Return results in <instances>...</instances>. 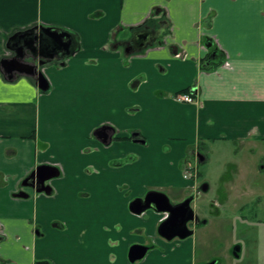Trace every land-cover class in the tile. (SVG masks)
<instances>
[{
	"label": "crops",
	"instance_id": "0c3cea01",
	"mask_svg": "<svg viewBox=\"0 0 264 264\" xmlns=\"http://www.w3.org/2000/svg\"><path fill=\"white\" fill-rule=\"evenodd\" d=\"M42 24L70 31L77 47L41 68L46 92L0 71V264L198 263L195 231L210 221L192 203L197 229L168 242L156 235L164 214H134L130 203L151 190L174 202L211 191L200 172L183 177L195 151L200 162L216 144L264 154V0H0V60L13 33ZM144 24L159 37L127 52ZM191 88L195 102L175 99ZM42 164L61 172L48 182L54 194L15 196ZM256 171L250 178L233 162L214 201L260 232L227 245L225 258L234 245L244 256L236 264H264L262 162ZM78 190L88 197L65 201ZM135 244L148 251L134 263Z\"/></svg>",
	"mask_w": 264,
	"mask_h": 264
},
{
	"label": "water",
	"instance_id": "95a60500",
	"mask_svg": "<svg viewBox=\"0 0 264 264\" xmlns=\"http://www.w3.org/2000/svg\"><path fill=\"white\" fill-rule=\"evenodd\" d=\"M154 35L151 29L136 30L131 34L126 43L132 42L133 49L143 50L157 40L160 30ZM161 43V41H158ZM77 47V40L73 33L50 25H34L27 29L19 30L13 33L6 42V48L11 51L10 56L3 57L0 60V71L5 79L14 81L22 76L31 77L35 80L38 88L46 92L49 89V82L42 72L43 66L52 59L67 58L74 53ZM64 48L66 52L62 57L56 58V54ZM129 52L130 50H127ZM100 129H111L113 127L104 125ZM108 139L109 135L105 134ZM105 142V141H104ZM200 156V161L204 157ZM57 167L48 164L37 166L21 183L22 187L29 186L38 193L51 192L49 181L58 177ZM41 185L40 187H37ZM17 197H28V193L20 191L15 194ZM189 197L185 201L173 204L167 194L157 190L149 191L144 197L135 198L130 203V210L133 213L141 214L147 209H154L160 213H169V217L160 223L158 232L166 238L171 239L175 235L185 238L190 235L187 227V221L194 219ZM175 225L182 227L183 232H172L171 228ZM147 247L140 244L133 245L129 250V260L135 262L144 257Z\"/></svg>",
	"mask_w": 264,
	"mask_h": 264
},
{
	"label": "rangeland",
	"instance_id": "374dc122",
	"mask_svg": "<svg viewBox=\"0 0 264 264\" xmlns=\"http://www.w3.org/2000/svg\"><path fill=\"white\" fill-rule=\"evenodd\" d=\"M260 148L261 147H256L254 151L249 150L248 148L244 151H240L238 155H236V149L233 150L232 147H229V144L222 146L216 144L213 146L212 152L208 153L209 159L204 162H200L199 166H197V171L198 173L200 172V177L203 178L201 179V185L204 183L203 181L207 179L210 181L212 186L211 191L207 193L201 191L202 193L198 196L197 193L193 192L194 196L196 195L194 201L192 202L194 210L201 220L210 221V223L208 224L199 225V230H196L197 225H194L196 230L195 237L197 260L203 259L212 261L217 259L218 261H221V264H236V258H234V256H232L231 254L229 258L225 259L224 255L227 252V245L233 243L236 236L246 237L249 235L256 236L260 234L257 227L255 226H252L250 228L238 224L239 217H235L237 216L235 210L223 207V209H221V212L218 213V207L214 206L215 200L219 202V198L217 196V188L220 187L222 182L224 181L222 177L225 178L226 176H230V165L233 164V162L239 164V167L243 170V173L246 176H249L250 178H256L259 176V172L256 171L258 170V164L260 162L264 164V154H261ZM200 150L203 152V147H201ZM87 197L88 194L86 190H78L73 195H65V201H74L76 199L81 201ZM171 200L175 199L173 198ZM255 207L256 205L254 204L252 208H245L243 210V213L249 216L251 212L252 214L255 212ZM262 207L263 211L262 213L260 212V214L264 216V187L262 194ZM156 235L159 239L164 240V238L159 233H157ZM244 240L242 241V243H245ZM164 241L168 242V240L166 239ZM147 244L151 249L162 250L160 246L155 243V239H149ZM243 257L244 256H242L241 258Z\"/></svg>",
	"mask_w": 264,
	"mask_h": 264
},
{
	"label": "flooded vegetation",
	"instance_id": "af4514ba",
	"mask_svg": "<svg viewBox=\"0 0 264 264\" xmlns=\"http://www.w3.org/2000/svg\"><path fill=\"white\" fill-rule=\"evenodd\" d=\"M139 29L138 30H144V29H149L150 27H149V25L148 24H144V25H141V26H139L138 27ZM153 31V33H154V35H156L157 33V29H154V30H152ZM133 43L132 42H129V43H126V49L127 50H132V51H134L135 49H133ZM66 52V50L64 49V48H62V50L60 51V53L59 54H56V58H59V57H62V54H64ZM59 60H64V58H62V59H59ZM109 130V129H108ZM110 131L112 132V130L110 129ZM201 151V150H200ZM199 154H200V152H196L195 151V157H196V160H195V158L193 159V160H191V162H196V165L197 166H199V162H200V156H199ZM187 162H189V161H187ZM186 162V163H187ZM58 172H59V176H60V174H61V172H60V170L58 169ZM58 176V177H59ZM58 177H56V178H58ZM197 177H198V175H197ZM26 178V177H25ZM24 178V179H25ZM24 179L22 180V182L24 181ZM21 182V183H22ZM41 185H38L37 187H40ZM26 188H31V187H29V186H26V187H22L21 186V190H19V191H24ZM52 188V187H51ZM149 192V191H148ZM147 192V193H148ZM18 193V192H17ZM146 193V194H147ZM198 193H200V192H198ZM45 194H47V193H45ZM54 194V191H53V189H51V192L49 193V195L50 196H52ZM166 194V193H165ZM189 196H191V194H189V195H187L184 199H182L181 201H179V202H173L171 199V202L173 203V204H178V203H181V202H183V201H185ZM169 197V196H168ZM142 198V197H141ZM170 198V197H169ZM134 200V199H133ZM132 200V201H133ZM193 201L191 200V203H192ZM191 203H190V205H191ZM130 208V207H129ZM150 209H152V208H150ZM148 210V209H147ZM146 211V210H145ZM132 212V211H131ZM143 213V212H142ZM134 214H136V213H134ZM164 214V219L162 220V222L165 220V219H167L168 217H169V213H163ZM193 214H194V212H193ZM194 221H196V219H195V215H194V219L193 220H189V221H187V227H188V229H189V231H190V235L192 234V231H193V229L195 228L194 227ZM190 224H192V225H190ZM182 227H184V226H179V225H175V226H173L172 228H171V231L172 232H175V233H178V232H183V230H182ZM190 235H188V236H190ZM187 236V237H188ZM186 238V237H185ZM185 238H181L179 235H175V236H173V238H171V239H167V240H175V239H185ZM235 246V248H233V250H232V252H231V255L232 256H234V258H236V259H239V261L241 262V260H242V258L240 257L241 255L238 253V245H234ZM148 251V250H147ZM233 253V254H232ZM146 254H147V252H146ZM146 254L144 255V257L146 256ZM144 257L143 258H141V259H139V260H136L135 262H137V261H141V260H143L144 259ZM240 257V258H239ZM225 259H227V258H225ZM207 261H209V262H207ZM242 261H244V260H242ZM134 262V263H135ZM196 264H221V261H218L217 259H215V260H212V261H210V260H198V263H196Z\"/></svg>",
	"mask_w": 264,
	"mask_h": 264
},
{
	"label": "built area",
	"instance_id": "2783aa9c",
	"mask_svg": "<svg viewBox=\"0 0 264 264\" xmlns=\"http://www.w3.org/2000/svg\"><path fill=\"white\" fill-rule=\"evenodd\" d=\"M195 95L192 93H178L175 96V99L180 101V102H188L192 103L195 102ZM198 171H197V165L196 162H187L185 163L183 167V177L185 179H195L197 178Z\"/></svg>",
	"mask_w": 264,
	"mask_h": 264
},
{
	"label": "trees",
	"instance_id": "16d2710c",
	"mask_svg": "<svg viewBox=\"0 0 264 264\" xmlns=\"http://www.w3.org/2000/svg\"><path fill=\"white\" fill-rule=\"evenodd\" d=\"M140 26H141V25H140ZM187 92H188V93H192L193 95H196L194 89H192V88H191V89H188Z\"/></svg>",
	"mask_w": 264,
	"mask_h": 264
}]
</instances>
